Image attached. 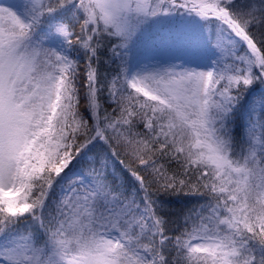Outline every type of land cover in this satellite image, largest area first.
Masks as SVG:
<instances>
[{
    "label": "snow or ice",
    "instance_id": "6c2138e0",
    "mask_svg": "<svg viewBox=\"0 0 264 264\" xmlns=\"http://www.w3.org/2000/svg\"><path fill=\"white\" fill-rule=\"evenodd\" d=\"M0 264H264V0H0Z\"/></svg>",
    "mask_w": 264,
    "mask_h": 264
},
{
    "label": "trees",
    "instance_id": "16d2710c",
    "mask_svg": "<svg viewBox=\"0 0 264 264\" xmlns=\"http://www.w3.org/2000/svg\"><path fill=\"white\" fill-rule=\"evenodd\" d=\"M81 67H83V62L81 63ZM81 111H83V106L81 107ZM109 111H111V109H109ZM119 159L123 161V165L118 166V168H127V169H130V170H133V171H138L141 175H145L146 176V173H144L143 170L140 169L138 167V165L134 161H132L128 156H126L123 152L120 153ZM124 178L131 184L135 183L134 182V178L131 177V175L128 174V173L125 174ZM149 191L152 192V198L153 199H157L159 194L156 193L155 186H150L149 187ZM163 199L167 200L169 198L167 196H165V197H163ZM173 199H175V198H173ZM197 199H199L200 202H206V198L205 197H195V198L188 197L186 199H181L180 203L184 204V203L189 202V201L191 203H195V201ZM191 203H189L188 206H191ZM171 210L172 211H176L177 210V205L175 203L172 204ZM170 219L172 221H176L177 218L175 216H171ZM167 227H168L169 230H175L178 227V222L169 223Z\"/></svg>",
    "mask_w": 264,
    "mask_h": 264
}]
</instances>
